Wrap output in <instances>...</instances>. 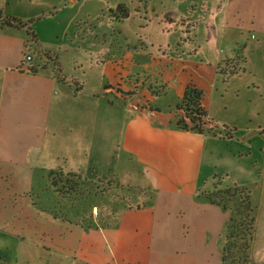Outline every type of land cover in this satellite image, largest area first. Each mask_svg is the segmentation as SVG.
<instances>
[{
  "label": "crops",
  "instance_id": "crops-1",
  "mask_svg": "<svg viewBox=\"0 0 264 264\" xmlns=\"http://www.w3.org/2000/svg\"><path fill=\"white\" fill-rule=\"evenodd\" d=\"M90 1L62 0L53 12H73ZM191 1L130 0L129 8L126 0H107L111 11L126 4L128 17L106 15V22L123 31L131 19L134 38L121 45L107 44L97 50L95 60L88 61V67L101 76L98 88L89 93L77 80H68L55 52L39 49L43 58L35 61L32 56V63H25L29 39L24 26H5L0 16V259L46 264L56 258L76 259L83 243L95 246L93 234L99 228L95 218L101 214L97 205L93 206L97 213L77 218L73 209L63 219L34 199L37 181L58 174L108 181L116 186V193L127 188L130 196L139 195L136 204L120 207L121 226L127 232L122 243L132 252H121L122 264H223L231 212L205 196L215 187L179 188L174 173L186 168L185 159H196L203 174L205 159L235 157L231 147L236 133H231L229 145L211 133L182 130L178 122L185 112L180 103L187 89L194 87L203 93L202 106L208 113L212 87L221 77L241 80L249 72L256 73L255 65L261 61L255 53L264 55V0ZM201 5L198 19L206 22L205 27L197 28L196 40H188L180 23ZM86 16L91 17L90 12ZM75 21L72 26L79 33ZM200 36L209 43L222 40L227 48L207 60L198 58ZM75 64L84 68L80 62ZM31 66L36 72H31ZM104 113L111 120L103 119ZM208 119L213 121L209 113ZM256 140L260 143L262 137ZM110 142L119 143L121 155L108 153ZM192 142L197 148L188 150ZM108 159L118 161L110 165ZM119 164H126L124 178L141 177L149 184L116 185L107 170ZM232 177L231 183H221L250 187L253 201L258 195L261 198L248 264H264V177L256 178L246 168L237 169ZM110 193L102 197H116ZM105 214L108 220L110 210ZM85 258L91 259L88 254Z\"/></svg>",
  "mask_w": 264,
  "mask_h": 264
},
{
  "label": "rangeland",
  "instance_id": "rangeland-1",
  "mask_svg": "<svg viewBox=\"0 0 264 264\" xmlns=\"http://www.w3.org/2000/svg\"><path fill=\"white\" fill-rule=\"evenodd\" d=\"M144 1L147 2L148 0ZM61 2L62 0H0V16L5 22L21 23L24 26L25 30L23 33L29 39L27 55L33 56L34 60L38 61L43 58L42 52L39 55V49L44 52L57 53L63 61V65H65L68 80H77L76 82L85 87L86 91L84 92L89 93L98 88L101 76L88 67V61L95 60L98 57L96 55L97 50L104 49L107 44L115 43L117 45L120 43L121 45L126 41H131L134 38L131 25L133 22L131 19L127 20L123 31L121 26L107 23L108 18L105 19L103 16L115 14L123 17L118 8L114 11L108 9L106 6L107 0H91V3L82 5L83 7L79 6L73 12H53L54 6ZM131 2L126 0L125 3L129 7L132 6ZM140 4L143 5L142 12L146 16V3ZM101 10L106 14L103 15ZM202 10V5L198 9L195 8L190 12L189 20L180 23V27L186 32L188 40L191 38L196 40L195 33L197 28L201 30V28L205 27L206 22L198 19ZM87 12H90L91 17L86 16ZM75 16L79 18L76 21L74 19ZM74 21L75 29H78L79 33H76L74 26H72ZM90 23H92L91 29H89ZM173 24L168 23L169 26H173ZM31 32L37 36V43L33 42L34 39L30 34ZM202 39L203 37L200 36V43L198 44L202 46V49L198 53V58H206L207 60V58H211L217 52H223L227 48V43L222 42V40L216 43H209L202 41ZM188 45L190 46V43ZM262 54V51L255 53V57H258L259 61H261V63L257 62L255 65L256 73L249 72L247 75L242 76L241 80L228 81L221 77L219 82L212 87L210 93L211 105H209L207 111L213 120L214 128L211 127L212 123L206 120L208 122L207 129H210L209 133L213 137L220 138L229 145L231 143L230 135L235 132L236 140L231 148L236 152V156L229 154L230 159H219L218 156V159H205L206 170H204L203 174L198 169L196 159H185L186 168L174 173L175 186L185 190H197L200 188L207 191L211 188L214 189L215 186L224 189L226 186L221 181L231 183L230 178H233L232 175L236 174V170L239 168L250 169L256 178L261 179L264 177V55ZM76 62L83 64L84 68L76 67ZM72 85L73 88H76L74 83ZM207 94L204 93V95ZM92 114L94 118V111ZM104 114H102L103 119L106 121L111 120L110 114ZM97 117L100 120V114ZM260 128L261 132H257ZM256 136L262 137L260 143L257 142ZM218 145L220 146V144ZM188 146V150H193L197 148V143L192 142ZM218 150H216V153L220 152ZM250 150L251 155H249ZM120 151L119 143L111 145L110 142L108 145L109 154L115 155L118 153V155H121ZM188 156L193 157L194 155L188 152ZM125 159L127 158L125 157ZM116 160L118 161V159ZM108 161L110 163L113 159H108ZM115 161L110 163V165L116 163ZM118 166L119 168L113 166L111 170H107L116 185L139 187L149 184L150 181H144L141 177L139 180L135 179L134 181L127 177L124 178L126 164L124 166L119 164ZM72 177L68 175L59 177L56 174L37 181L33 197L42 209L65 218H68V214L73 209L76 210L75 215L77 218L83 215H90L92 211L97 213V210H93V206L97 205L101 209V214L95 218L99 227L98 233L93 234L96 237V244L91 248L83 243L76 259L56 260V258L55 260L46 261V264H82L84 262L87 264H122L121 252L126 251V253L131 255L132 252L125 250L126 248L122 243L127 232L121 226L122 213L120 207L122 205L136 204L139 195L130 196L127 188H120L116 193L114 192L117 190L116 186H113L112 183L109 184L108 181H105V183L85 180L77 182L79 179L73 178V180H76L73 182L71 181ZM110 192L114 195L116 193V197H102V195ZM260 199L258 195V198L254 200V204L257 207V219L260 213ZM145 201L149 202V200ZM107 210H110L108 220L105 217ZM233 232L234 228L230 233ZM86 254L90 255L91 259H86ZM94 258L100 260L95 261ZM0 264L11 263L0 259ZM28 264L31 263L29 262Z\"/></svg>",
  "mask_w": 264,
  "mask_h": 264
},
{
  "label": "trees",
  "instance_id": "trees-1",
  "mask_svg": "<svg viewBox=\"0 0 264 264\" xmlns=\"http://www.w3.org/2000/svg\"><path fill=\"white\" fill-rule=\"evenodd\" d=\"M118 11L122 13L123 18L128 17V10L125 5L119 6ZM3 24L9 27H22L21 23L17 24L15 22H5ZM30 34L36 40L35 35L32 32ZM30 69L31 72H36L33 66ZM154 92L157 93L156 91ZM202 98L203 93L200 90L194 87L187 89L180 103V108L185 112V117L178 122V126L182 130L200 134L210 132V129H207L208 122H206V120H210L208 119V113L202 106ZM54 175L56 174H50L49 176ZM58 176L61 177L62 175ZM73 178L77 177L73 176L71 179L73 182L76 181ZM81 181L82 179H79L77 182ZM205 196L212 204L231 212V219L224 235L223 264H248L257 222V207L253 201V190L250 187L238 185L226 186L224 189L215 186L214 191L205 194ZM62 218L67 219L65 217ZM233 228L234 232L230 233Z\"/></svg>",
  "mask_w": 264,
  "mask_h": 264
},
{
  "label": "built area",
  "instance_id": "built-area-1",
  "mask_svg": "<svg viewBox=\"0 0 264 264\" xmlns=\"http://www.w3.org/2000/svg\"><path fill=\"white\" fill-rule=\"evenodd\" d=\"M31 62H32V56L26 54V56H25V63L30 64Z\"/></svg>",
  "mask_w": 264,
  "mask_h": 264
}]
</instances>
